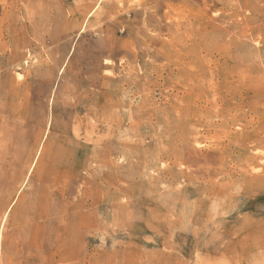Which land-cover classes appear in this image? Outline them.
<instances>
[{
    "label": "rangeland",
    "instance_id": "374dc122",
    "mask_svg": "<svg viewBox=\"0 0 264 264\" xmlns=\"http://www.w3.org/2000/svg\"><path fill=\"white\" fill-rule=\"evenodd\" d=\"M0 264H264V0H0Z\"/></svg>",
    "mask_w": 264,
    "mask_h": 264
}]
</instances>
